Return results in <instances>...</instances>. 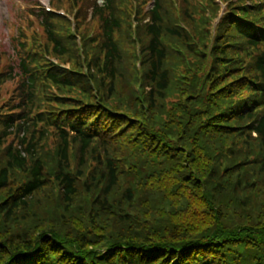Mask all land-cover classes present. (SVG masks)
I'll return each instance as SVG.
<instances>
[{
	"label": "trees",
	"instance_id": "1",
	"mask_svg": "<svg viewBox=\"0 0 264 264\" xmlns=\"http://www.w3.org/2000/svg\"><path fill=\"white\" fill-rule=\"evenodd\" d=\"M179 2L187 31L165 0L139 26L142 73L117 0L80 12L103 27L81 49L88 76L46 16L48 53L79 74L35 69L32 49L19 58V95L0 118V264H264L262 9L235 7L213 36L198 0ZM36 76L72 94L60 111Z\"/></svg>",
	"mask_w": 264,
	"mask_h": 264
},
{
	"label": "rangeland",
	"instance_id": "2",
	"mask_svg": "<svg viewBox=\"0 0 264 264\" xmlns=\"http://www.w3.org/2000/svg\"><path fill=\"white\" fill-rule=\"evenodd\" d=\"M97 1L98 3H101L102 0ZM213 1L219 8V14L215 19L210 13V8L202 0H198L199 10L207 16L205 25L206 31H209L213 36H217L219 26L222 22L221 20L220 23L216 24L215 26V23L220 17L221 7L223 11L229 12L233 11L235 7L242 6L246 8L257 5L262 9L260 15L257 16V20L264 22V0L260 1L259 4L251 0L242 2H240V0H232V3L230 2L231 0H229L225 2V6H220L218 0ZM74 2L80 3L82 6V4H85L86 2L93 3L94 0H74ZM72 3V0H0V118H2L3 115L10 113L19 95V85H21L19 84V80L21 81L19 58L21 57V54L25 56L28 55L29 50L33 47V42L37 43L38 45H45L48 43L47 35L44 31L42 32L41 27V23L43 19H45V16H42L44 12L42 9L49 11L53 10L54 13L51 14L57 16L64 14V19H71L70 12L72 10ZM141 4L145 13L152 9L150 4L146 5L143 2H141ZM223 11L221 12V16ZM79 28L81 32L96 31V24L90 23L89 12L86 13L85 11L82 13V20ZM62 29H65L64 25L62 26V23L61 25H57L59 34H61ZM96 36L97 34L94 33L93 37ZM21 44L25 45L26 49L23 51L20 50V52H18ZM39 57L40 58L38 59V62L34 64L35 69V65L42 64L43 61H47L48 66L55 67L60 71V73L67 72L68 75L74 77H76L73 75L74 73L79 74V71L69 63L64 64L63 68L61 69V61L54 55H49L48 58H43L41 56ZM44 67L46 68L47 66ZM85 67L86 64L84 63V66H82V71L84 75L88 76L89 71H87ZM135 69L142 70V65L138 63ZM36 75H40L38 71ZM90 79L91 78L89 77V80ZM94 86H96L95 82ZM69 95L72 94H61L60 92L58 94L53 93L52 101L61 102V100L57 99L58 97L62 98V96ZM50 109L53 110L56 108ZM56 110L60 111L61 109ZM12 141L16 142L15 146H20L21 141H19V139L11 138L8 143H11ZM31 141H33V139ZM40 145L42 146L41 149H43L45 152H53L58 145V140L55 136H50L48 140L41 142Z\"/></svg>",
	"mask_w": 264,
	"mask_h": 264
}]
</instances>
